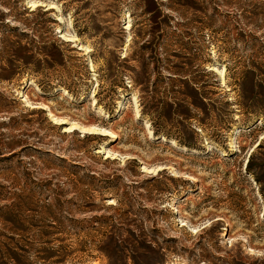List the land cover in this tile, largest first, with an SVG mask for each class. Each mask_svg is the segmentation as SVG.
Segmentation results:
<instances>
[{
    "label": "rangeland",
    "instance_id": "1",
    "mask_svg": "<svg viewBox=\"0 0 264 264\" xmlns=\"http://www.w3.org/2000/svg\"><path fill=\"white\" fill-rule=\"evenodd\" d=\"M0 264H264V0H0Z\"/></svg>",
    "mask_w": 264,
    "mask_h": 264
},
{
    "label": "bare ground",
    "instance_id": "2",
    "mask_svg": "<svg viewBox=\"0 0 264 264\" xmlns=\"http://www.w3.org/2000/svg\"><path fill=\"white\" fill-rule=\"evenodd\" d=\"M39 7H43V5H41L39 2H28V8L29 9H31V10H35V9H37V8H39ZM54 6H52V5H50V6H48V8L49 9H52ZM128 26L125 28V29H129V23L127 24ZM65 41L66 42H70V43H72V42H74V40L73 39H71V38H65ZM85 48V47H84ZM79 49H82V48H79ZM87 51V50H86ZM212 71H215V69L213 68L212 69ZM52 117V116H51ZM59 123V122H58ZM87 131H94V132H96V133H100V134H103V135H107V133L105 132V131H103V130H99V129H95V128H89ZM86 131H84V133H85ZM149 133V135H151V133H150V131L148 132Z\"/></svg>",
    "mask_w": 264,
    "mask_h": 264
},
{
    "label": "trees",
    "instance_id": "3",
    "mask_svg": "<svg viewBox=\"0 0 264 264\" xmlns=\"http://www.w3.org/2000/svg\"><path fill=\"white\" fill-rule=\"evenodd\" d=\"M146 99H148V98H146ZM97 105H101V101L99 100V98H97ZM154 135H157V133L154 132ZM86 136H87V135H86ZM83 138H87V137L83 136ZM179 143H180V142H179ZM186 147L189 148V146H188L187 144H186ZM113 233H115V235L117 234L115 231H114Z\"/></svg>",
    "mask_w": 264,
    "mask_h": 264
},
{
    "label": "water",
    "instance_id": "4",
    "mask_svg": "<svg viewBox=\"0 0 264 264\" xmlns=\"http://www.w3.org/2000/svg\"><path fill=\"white\" fill-rule=\"evenodd\" d=\"M43 7L46 8V6H44V5H43ZM48 116H49V118L51 117L49 114H48ZM51 118H52V117H51ZM52 119H53V118H52ZM160 139H162V138H160Z\"/></svg>",
    "mask_w": 264,
    "mask_h": 264
}]
</instances>
